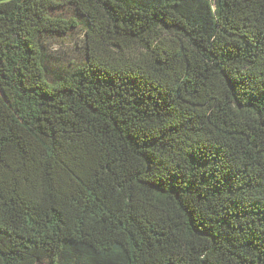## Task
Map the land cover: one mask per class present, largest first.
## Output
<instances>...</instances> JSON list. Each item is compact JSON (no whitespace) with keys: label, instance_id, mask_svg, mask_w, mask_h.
Returning <instances> with one entry per match:
<instances>
[{"label":"trees","instance_id":"obj_1","mask_svg":"<svg viewBox=\"0 0 264 264\" xmlns=\"http://www.w3.org/2000/svg\"><path fill=\"white\" fill-rule=\"evenodd\" d=\"M64 1L0 0V264H264V0Z\"/></svg>","mask_w":264,"mask_h":264},{"label":"rangeland","instance_id":"obj_2","mask_svg":"<svg viewBox=\"0 0 264 264\" xmlns=\"http://www.w3.org/2000/svg\"><path fill=\"white\" fill-rule=\"evenodd\" d=\"M61 5L54 10L56 15H71L72 7L64 0H56ZM45 55L54 71L65 68L69 62L75 61L82 54V34L76 30L62 37L50 36L44 41Z\"/></svg>","mask_w":264,"mask_h":264}]
</instances>
